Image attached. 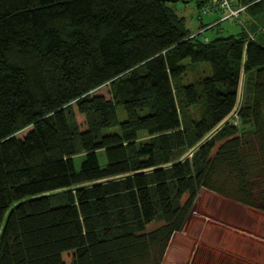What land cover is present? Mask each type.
<instances>
[{"label": "trees", "instance_id": "obj_1", "mask_svg": "<svg viewBox=\"0 0 264 264\" xmlns=\"http://www.w3.org/2000/svg\"><path fill=\"white\" fill-rule=\"evenodd\" d=\"M178 1L0 0V264H160L200 189L264 213V26Z\"/></svg>", "mask_w": 264, "mask_h": 264}, {"label": "rangeland", "instance_id": "obj_2", "mask_svg": "<svg viewBox=\"0 0 264 264\" xmlns=\"http://www.w3.org/2000/svg\"><path fill=\"white\" fill-rule=\"evenodd\" d=\"M230 1L233 3V6L238 3V0ZM176 3L177 7L184 11L183 15L185 16L186 26L191 30L192 33H196L198 21L196 20L197 10L194 6L193 0H184V3H182V0H179ZM219 16V14L215 16H212V14L201 15L200 18L203 23L216 21V24H214L211 28L202 30L200 35L210 39L216 36H226L229 34L237 35L243 26L252 31L260 26H264V11L252 14L243 11L239 13L238 19L228 18L224 20H218ZM255 37L258 40L264 41V29L257 31ZM182 62L185 63L186 68L182 76L181 83L185 84L196 81V79H199L206 74L209 75L210 73L208 63L200 62L190 64L188 58H184ZM189 113H191L192 117H195L197 115V107L190 108ZM117 116L119 120L124 118V112L120 107H117ZM140 139H145V135L141 134ZM80 158L81 154L76 155L74 158L76 167ZM98 160L100 164H103L104 157L102 152L98 153ZM197 195L198 200H196L195 204L193 205V209L189 215V218L187 219V228H189L192 223H196V220H204V216L210 214L209 212L211 211L208 212V210L205 209L207 206L226 208L221 209L222 221L236 225L238 228H236L237 230L235 229L234 232L227 230L226 234L228 233L229 236L224 237V235L222 238H219V240L213 236L215 239L213 240L211 238L212 236L210 235L211 233L225 234L224 232L226 229L223 227H218L217 225H213L214 228L207 225L208 233L203 237L205 239L202 246L208 248L209 251H211L213 248H216L217 250L212 252L213 255L217 254L218 251L219 257L221 254L224 255L222 256L224 257L222 264H250V261L253 263L260 259L262 248L261 240L252 237L249 232H252L250 231L252 229L254 231L256 230L258 234H260V232L263 233L264 218L260 216L264 213L255 208L215 194L206 189H200ZM202 197H207L205 203L202 201ZM208 221L209 220L207 219V222ZM244 229L246 230L245 232H243ZM245 233L251 237L244 236ZM208 240H212L211 243H209ZM213 245L214 247H212ZM223 245L227 246L228 248L224 249ZM218 247H220V249Z\"/></svg>", "mask_w": 264, "mask_h": 264}, {"label": "crops", "instance_id": "obj_3", "mask_svg": "<svg viewBox=\"0 0 264 264\" xmlns=\"http://www.w3.org/2000/svg\"><path fill=\"white\" fill-rule=\"evenodd\" d=\"M215 15L217 14H212V16ZM259 28H261V26L258 27L257 29ZM262 43H264V41ZM197 196L198 195H196L194 204L196 200H198ZM206 199L207 197L206 198L202 197V201H204V203L206 202ZM205 209H207L208 212L209 211L211 212H209L210 214L204 216V220H196V223L194 224L192 223L189 226V228H187V221H186L184 226L179 231H176L171 235L160 264H220V263L222 264L224 258L222 256L224 255L221 254L219 257L218 256L219 251L217 254L213 255L212 252L214 250H217L216 248H213L211 251H209L208 248L202 246L205 239L203 237L208 233L207 225L212 228H214L213 225H217L218 227H223L226 229L224 232L225 234L211 233L210 235L212 236L211 238L213 240H215L214 237L219 240V238H222V236L224 235H225L224 237L229 236L228 233L226 234V231L231 230L234 232L237 226L229 222L222 221L221 209H226V208H221V207L215 208L212 206L210 207L207 206ZM260 217L264 218V214H262ZM207 219L209 220L208 222ZM245 231L246 230L244 229L243 232ZM250 231H252L249 232L250 235L252 237L257 238L258 240H261L262 243L260 259H258L253 263H251L250 261V264H264V231L263 233L260 232V234H258L256 230L254 231L251 229ZM244 236L251 237L246 233L244 234ZM211 241L212 240H208L209 243H211ZM223 246L224 249L228 248L225 245ZM212 247H214V245ZM218 248L220 249V247Z\"/></svg>", "mask_w": 264, "mask_h": 264}, {"label": "built area", "instance_id": "obj_4", "mask_svg": "<svg viewBox=\"0 0 264 264\" xmlns=\"http://www.w3.org/2000/svg\"><path fill=\"white\" fill-rule=\"evenodd\" d=\"M244 6H233L230 0H205L200 8L199 16L219 14L218 20L238 19Z\"/></svg>", "mask_w": 264, "mask_h": 264}, {"label": "water", "instance_id": "obj_5", "mask_svg": "<svg viewBox=\"0 0 264 264\" xmlns=\"http://www.w3.org/2000/svg\"><path fill=\"white\" fill-rule=\"evenodd\" d=\"M167 1L173 2L175 0H167ZM243 58H244V50H243ZM242 70H243V64L241 65V68H240V75H239V81H238V90H237V99H236L235 106L237 105L238 100H239V96H240V87H241V81H242ZM233 110H235V107H234Z\"/></svg>", "mask_w": 264, "mask_h": 264}]
</instances>
